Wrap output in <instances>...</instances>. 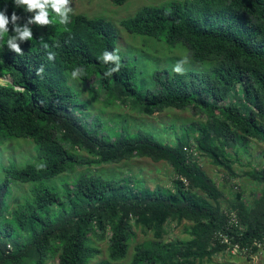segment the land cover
<instances>
[{"label": "trees", "instance_id": "16d2710c", "mask_svg": "<svg viewBox=\"0 0 264 264\" xmlns=\"http://www.w3.org/2000/svg\"><path fill=\"white\" fill-rule=\"evenodd\" d=\"M110 1L120 6L126 0ZM39 3L28 10L15 0H0L7 20L0 29L6 32L0 35V78L12 79L0 83V142L29 139L40 147L44 165L2 169L0 264H89L99 252L93 240L108 243L109 260L95 264H122L137 230L152 237L136 247L128 264H197L224 251L211 246V239L226 227L230 211L243 227L241 246L264 240V168L245 172L258 190L247 203L240 191L225 194L197 163L206 157L235 177L231 153L253 142L264 147V0H178L123 20L128 33L182 44L192 60L214 62L203 73L155 72L156 90L145 93L135 89V68L116 55L110 22L57 12L62 5L55 0ZM42 14L47 23L36 20ZM66 73L83 83L93 79L108 101L140 114L191 109L201 121L182 128L174 145L142 131L110 139L77 113V94ZM76 153L90 160L79 166L143 157L164 162L172 170L171 188L95 174L63 183L62 194L42 183L73 173ZM12 181L33 183L15 208L7 203ZM169 222L183 225L188 238L164 242ZM255 254L264 257V247H252L247 257Z\"/></svg>", "mask_w": 264, "mask_h": 264}, {"label": "rangeland", "instance_id": "374dc122", "mask_svg": "<svg viewBox=\"0 0 264 264\" xmlns=\"http://www.w3.org/2000/svg\"><path fill=\"white\" fill-rule=\"evenodd\" d=\"M176 1L178 0H126L125 3L117 6L110 0H67L60 7V12L71 15L81 14L88 18H103L110 22L117 33L115 39L116 55L125 59L129 65L135 68V89L137 92L145 93L156 90L153 79L155 72L203 73L214 64L210 60L201 62L192 60L188 49L182 44L171 46L152 37L128 33L121 26L123 20L134 17L143 8L168 7ZM66 79L68 85L77 94L78 102L75 107L77 113L84 119L87 117L85 122L86 124L90 123L91 128H98L101 135L110 139L118 134L131 136L142 131L151 134L162 144L174 145L176 137L181 135L182 128L187 129L188 125L201 121L200 116L194 114L191 109L179 111L168 108L161 113L140 114L128 104L123 105L115 101H108L106 96L101 95L102 93L98 91V86L95 88L96 83L93 79L83 83L69 73H66ZM6 80L7 77H2L0 83L4 84L7 82ZM91 88L97 89L95 94L100 95L97 97L92 95ZM105 102H109V104ZM144 111L148 112L147 109ZM95 122L99 123L100 126ZM39 151L40 147L26 138L0 142V181L3 180L2 169L4 167L24 168L27 165H42L43 161L39 157ZM231 154L235 162L233 165L235 177H231L223 169L213 166L206 157H199L197 163L207 176L224 190L225 194L232 197L236 191H240L245 201L250 203L258 190L257 186L245 175V172L253 168H264V147L253 142L246 151L238 150L236 154ZM73 155L75 163H77L73 173L62 174L55 179L44 180L42 183L54 186L58 193L62 194L63 183L72 184L80 174H95L116 180L130 177L131 182L136 186L171 188L172 170L164 162H153L149 158L143 157L123 161L118 165L79 166L78 163L81 165L89 160L88 156L85 153ZM32 184L16 181L10 183V196L7 202L9 208H15L28 196L29 187ZM166 231L164 242L182 241L188 238L184 233L183 225H177L175 222H169ZM151 237V234H142L137 230L135 238L130 242L126 256L119 263L128 264L136 247L143 241L150 240ZM91 246L98 249L99 252L89 264L109 260L106 240H93ZM244 256L246 255L232 256L223 251V253H217L210 259L198 261L197 264H249L250 261L253 264L263 263V255L258 254V259L255 262ZM51 262L53 263L54 260Z\"/></svg>", "mask_w": 264, "mask_h": 264}, {"label": "built area", "instance_id": "2783aa9c", "mask_svg": "<svg viewBox=\"0 0 264 264\" xmlns=\"http://www.w3.org/2000/svg\"><path fill=\"white\" fill-rule=\"evenodd\" d=\"M184 151L193 157H197L196 151L192 148L189 149L185 147ZM183 182L186 185V182L184 180ZM226 216H227V225L223 230L217 231L213 234L211 239V246L223 247L224 251H226L228 254L232 256H237V255L247 256L250 253L252 247L263 249L264 247L263 239L254 240L252 242V245L241 246L240 240L242 238L243 227L240 225L238 217L234 212L232 211L227 212ZM255 255L252 256L254 257Z\"/></svg>", "mask_w": 264, "mask_h": 264}, {"label": "clouds", "instance_id": "9594fccd", "mask_svg": "<svg viewBox=\"0 0 264 264\" xmlns=\"http://www.w3.org/2000/svg\"><path fill=\"white\" fill-rule=\"evenodd\" d=\"M15 2L17 4H25L28 6V10H32L35 7H42L43 5H41L39 3V0H15ZM45 2H47V0H45ZM67 2V0H55V4L56 5H63ZM55 10L57 12L60 11L59 7H56ZM13 19H15V13H13ZM36 20L42 23H47L46 20H44L43 18V14L40 16L36 17ZM7 23L6 18L0 14V29H4V25ZM6 32H0V35H4ZM24 35H28V33H25ZM107 59H112V57H107ZM186 62V61H185ZM7 77V76H6ZM40 167H44V165H41Z\"/></svg>", "mask_w": 264, "mask_h": 264}, {"label": "crops", "instance_id": "0c3cea01", "mask_svg": "<svg viewBox=\"0 0 264 264\" xmlns=\"http://www.w3.org/2000/svg\"><path fill=\"white\" fill-rule=\"evenodd\" d=\"M219 253H223V252H219ZM245 258H249V257H246V256H244ZM258 257V255H255L254 257L252 256V257H250L249 259H251V260H253L254 262L258 259L257 258ZM212 258V257H211ZM260 258V257H259ZM249 264H253V262H251L250 261V263ZM258 264V263H257ZM261 264V263H260Z\"/></svg>", "mask_w": 264, "mask_h": 264}, {"label": "water", "instance_id": "95a60500", "mask_svg": "<svg viewBox=\"0 0 264 264\" xmlns=\"http://www.w3.org/2000/svg\"><path fill=\"white\" fill-rule=\"evenodd\" d=\"M8 83L12 84V79L10 77L7 76V80ZM16 89H19V87H15Z\"/></svg>", "mask_w": 264, "mask_h": 264}]
</instances>
